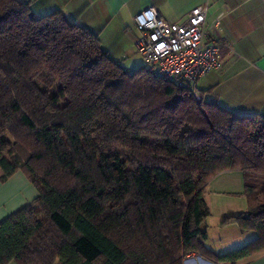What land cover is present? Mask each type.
Returning <instances> with one entry per match:
<instances>
[{
  "label": "trees",
  "instance_id": "obj_1",
  "mask_svg": "<svg viewBox=\"0 0 264 264\" xmlns=\"http://www.w3.org/2000/svg\"><path fill=\"white\" fill-rule=\"evenodd\" d=\"M206 91L127 69L60 10L0 0V180L21 171L37 190L0 220V264H237L264 251V114ZM225 170L242 172L247 202L230 219L256 235L213 254L203 191Z\"/></svg>",
  "mask_w": 264,
  "mask_h": 264
},
{
  "label": "crops",
  "instance_id": "obj_2",
  "mask_svg": "<svg viewBox=\"0 0 264 264\" xmlns=\"http://www.w3.org/2000/svg\"><path fill=\"white\" fill-rule=\"evenodd\" d=\"M21 1L29 3L35 16L62 11L70 21L95 33L109 55L124 53L132 47L139 35L133 18L143 9L153 7L164 20L182 22L191 9L206 4L205 26L220 44V65L197 81V89L207 90L205 97L208 100L231 112L264 114V0ZM216 20L218 24L214 25ZM222 172L217 173L210 183L216 180L228 183L231 179ZM14 181L19 183L17 191L10 187ZM36 195V188L21 171L0 180V220L30 203ZM195 260H199L197 256L187 262L192 264ZM7 264L15 263L10 261ZM201 264L206 263L201 261ZM237 264H264V251Z\"/></svg>",
  "mask_w": 264,
  "mask_h": 264
},
{
  "label": "built area",
  "instance_id": "obj_3",
  "mask_svg": "<svg viewBox=\"0 0 264 264\" xmlns=\"http://www.w3.org/2000/svg\"><path fill=\"white\" fill-rule=\"evenodd\" d=\"M206 13L203 4L191 9L184 21L168 22L147 7L133 18L139 30L134 43L144 68L181 87L189 86L196 97L197 81L220 65V44L206 29Z\"/></svg>",
  "mask_w": 264,
  "mask_h": 264
},
{
  "label": "rangeland",
  "instance_id": "obj_4",
  "mask_svg": "<svg viewBox=\"0 0 264 264\" xmlns=\"http://www.w3.org/2000/svg\"><path fill=\"white\" fill-rule=\"evenodd\" d=\"M109 56L116 61L119 60V63L127 69L136 70L143 66L142 57L137 52L134 41L132 47L127 48L124 53H114ZM223 173L231 179L228 183L221 180L210 183L211 179L203 191V198L207 203L209 215L204 223L207 236L201 241L204 248L213 254L224 253L242 246L256 235L253 230H241L237 222L230 219L231 216L246 211L247 202L244 194L242 172L239 170H227ZM10 187L13 188L12 191H17L19 183L14 181ZM196 256L199 255L191 254L184 260H190ZM201 258V261H208V259ZM201 261L195 260L192 264H201Z\"/></svg>",
  "mask_w": 264,
  "mask_h": 264
},
{
  "label": "water",
  "instance_id": "obj_5",
  "mask_svg": "<svg viewBox=\"0 0 264 264\" xmlns=\"http://www.w3.org/2000/svg\"><path fill=\"white\" fill-rule=\"evenodd\" d=\"M198 257V259L199 260H201L202 258L200 257V256H197ZM188 260L186 259V260H184V264H188V262H187ZM204 262H206V263H208V264H212L211 262H208V261H204Z\"/></svg>",
  "mask_w": 264,
  "mask_h": 264
},
{
  "label": "bare ground",
  "instance_id": "obj_6",
  "mask_svg": "<svg viewBox=\"0 0 264 264\" xmlns=\"http://www.w3.org/2000/svg\"><path fill=\"white\" fill-rule=\"evenodd\" d=\"M203 263H206V262H204V261H202Z\"/></svg>",
  "mask_w": 264,
  "mask_h": 264
}]
</instances>
